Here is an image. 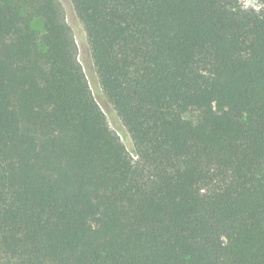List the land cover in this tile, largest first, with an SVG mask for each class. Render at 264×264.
<instances>
[{
	"label": "trees",
	"instance_id": "16d2710c",
	"mask_svg": "<svg viewBox=\"0 0 264 264\" xmlns=\"http://www.w3.org/2000/svg\"><path fill=\"white\" fill-rule=\"evenodd\" d=\"M70 1L98 99L58 0H0V264H264V0Z\"/></svg>",
	"mask_w": 264,
	"mask_h": 264
},
{
	"label": "rangeland",
	"instance_id": "374dc122",
	"mask_svg": "<svg viewBox=\"0 0 264 264\" xmlns=\"http://www.w3.org/2000/svg\"><path fill=\"white\" fill-rule=\"evenodd\" d=\"M58 2L62 6L66 22L68 26L70 27L74 40L77 44L78 59L90 83V87L93 92V95L98 99L99 90L96 88V85L94 83L95 82V71H94L93 62H92L91 50H90V46L88 43V38L85 32L84 26L78 19L70 0H58ZM239 2L246 8L257 9L260 6L258 0H239ZM36 28L40 31L42 30L41 25H37ZM106 117H107V121L109 123L110 128L113 131H116L115 125H114L115 118L112 117L110 113H106ZM120 138H121L122 143L127 147V149L131 151L132 143H131L130 138H125L122 135H120ZM132 158L133 160H136V158L133 155H132Z\"/></svg>",
	"mask_w": 264,
	"mask_h": 264
}]
</instances>
